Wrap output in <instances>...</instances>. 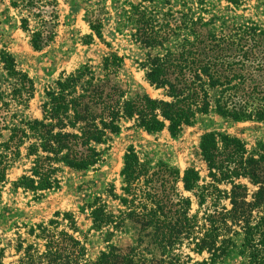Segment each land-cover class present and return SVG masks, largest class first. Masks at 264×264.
I'll list each match as a JSON object with an SVG mask.
<instances>
[{"label":"trees","instance_id":"1","mask_svg":"<svg viewBox=\"0 0 264 264\" xmlns=\"http://www.w3.org/2000/svg\"><path fill=\"white\" fill-rule=\"evenodd\" d=\"M151 1L128 2L136 12L133 35L148 49L142 63L146 80L162 88L167 99L145 92L127 96L116 82L121 57L111 51L97 66L86 63L60 74L46 92L40 118L16 121V113L9 115L11 106H27L34 82L16 67L9 52L1 51L0 62L13 79L9 93L0 91L1 184L22 150L30 165L13 188L34 196L53 188L62 166L93 167L100 157L96 146L109 133H117L123 119L150 133L166 128L172 137L209 112L235 121H264V30L255 25L204 30L210 22L182 11L176 12L181 17L168 11L166 18H157L158 12L145 5ZM11 5L26 11L21 28L35 50L52 41L56 0H14ZM30 17L37 20L33 28ZM88 23L91 33L85 42L90 43L94 35L101 38V24L92 19ZM198 149L209 178L202 183L194 166H187L182 176L162 162L150 167L129 147L123 157L121 194L114 195L123 208L114 213L98 199L89 205L92 229L103 233L105 242L129 221L138 232L135 245L108 244L90 260L84 242L74 235L79 230L73 214L57 211L47 221L28 225L25 236L17 234V264H215L228 254L239 232L245 257L240 264H264V214L256 210L262 206L264 211V148L254 157L237 137L211 131L201 136ZM240 179L257 186L251 200ZM178 182L195 197V213H190L191 197L183 195ZM182 246L208 257L193 261ZM153 250L158 257H144ZM3 259L0 245V264Z\"/></svg>","mask_w":264,"mask_h":264},{"label":"rangeland","instance_id":"2","mask_svg":"<svg viewBox=\"0 0 264 264\" xmlns=\"http://www.w3.org/2000/svg\"><path fill=\"white\" fill-rule=\"evenodd\" d=\"M12 1L0 0V54L1 51L9 52L15 59L16 67L25 71L34 82V95L27 106H11L9 115L16 113V121L40 118L46 92L60 74L70 73L86 63L97 66L102 56L111 51L121 57L116 82L127 91V96L145 92L153 98L167 99L162 88H154L148 83L142 68L148 49L133 35L136 12L128 4L131 1L135 5L140 0H56L55 36L40 50L31 46L29 34L21 28V17L27 15L26 11L13 7ZM145 5L148 10L158 12L156 17L161 19L166 18L163 14L168 11L174 13V17H181L176 13L179 11L185 15L191 13L194 17L200 16L203 21L210 22L204 30L227 31L228 27L242 25H255L264 30V0H152ZM49 11L48 7L46 13ZM90 19L101 24V38L94 35L88 43L85 36L91 33ZM28 20L30 28H33L37 20L33 17ZM12 84L13 79L0 62V91L9 93ZM211 131L237 137L244 143L247 154L254 157H258L264 148V121H235L209 112L199 114L192 125L184 126L177 136L172 137L166 128L150 133L135 126L132 120L123 119L119 131L109 133L104 142L96 146L100 157L93 167L74 170L62 166L54 176L53 188L41 191L36 196L22 188H13V183L30 165V159L24 156L22 150L21 156L7 170L5 182L0 183V245L4 247V264H17L19 254L14 248L17 234L25 236L28 225L47 221L57 211L73 214L79 230L74 235L84 242L90 260L97 257L108 244L120 248L135 245L138 232L129 221L105 242L103 233L92 229L89 205L98 199L114 213L123 208L114 195L121 194L123 157L129 147L150 167L162 162L171 169H177L182 176L187 166H194L200 173L201 183L208 181L198 145L201 136ZM240 181L247 185V200H251L257 186L247 179ZM177 185L182 191V183L178 182ZM219 187L230 188L226 184ZM182 193L191 197L190 213H195L198 209L195 197L188 191ZM224 204L229 207L228 200H224ZM261 209L262 206L256 210L264 214ZM235 229L239 231L237 227ZM241 237L240 232L233 236L234 245L215 264H240L245 260ZM182 250L193 261L208 257L206 252L196 254L185 246H182ZM143 254L147 259L158 257V251L154 250Z\"/></svg>","mask_w":264,"mask_h":264}]
</instances>
